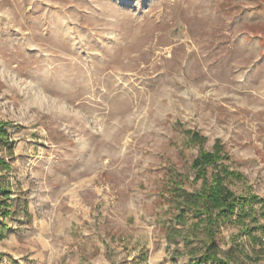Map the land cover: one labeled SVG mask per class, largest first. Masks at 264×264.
<instances>
[{
	"label": "rangeland",
	"instance_id": "rangeland-1",
	"mask_svg": "<svg viewBox=\"0 0 264 264\" xmlns=\"http://www.w3.org/2000/svg\"><path fill=\"white\" fill-rule=\"evenodd\" d=\"M0 121V264H190L203 231L183 238L168 185H201L202 148L219 139L230 187L264 196V0H0ZM242 229L217 243L264 262Z\"/></svg>",
	"mask_w": 264,
	"mask_h": 264
},
{
	"label": "trees",
	"instance_id": "trees-1",
	"mask_svg": "<svg viewBox=\"0 0 264 264\" xmlns=\"http://www.w3.org/2000/svg\"><path fill=\"white\" fill-rule=\"evenodd\" d=\"M9 134L6 123L0 121V144L5 146L11 144L12 140H10ZM191 137L193 141L205 139L196 131H193ZM228 158L229 154L224 151V145L217 139L211 149L202 148L193 160L192 166L196 172L193 180H201V185L189 190L185 187L181 178L174 176L170 179V185H168L169 200L178 209L175 213L176 220L182 222L186 220L189 214L194 219L192 226L183 235V238L190 240L191 235L199 228H201L204 235L205 245L199 256L195 253V247L188 249V253L192 255L190 264H209V261H214L215 264H239V262H244V259L239 255L242 248L240 249L237 243H231L224 250L216 240L220 223L224 220L233 219L236 213H238V219L244 224L242 233L258 229L264 231V223L259 219L260 217L264 218V196L261 197L254 192L237 193L230 187L227 177H240L242 173L231 169L225 163ZM10 166L9 162L0 156V216L3 217L11 212L12 203L9 199L13 188L10 181H6L1 172L3 169H9ZM210 166L213 169L209 174L208 168ZM256 203H261L262 209L260 211H258ZM247 218L249 223L245 225L244 222ZM236 236L238 235H234L233 238H236ZM258 252L264 253V243L261 244ZM250 257L256 261L260 260L259 255ZM259 264H264V262Z\"/></svg>",
	"mask_w": 264,
	"mask_h": 264
}]
</instances>
